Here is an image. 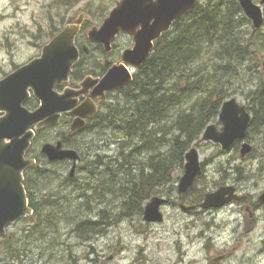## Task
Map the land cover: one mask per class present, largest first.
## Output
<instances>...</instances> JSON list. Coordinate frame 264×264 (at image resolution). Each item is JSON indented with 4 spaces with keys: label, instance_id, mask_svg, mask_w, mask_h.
I'll list each match as a JSON object with an SVG mask.
<instances>
[{
    "label": "rangeland",
    "instance_id": "374dc122",
    "mask_svg": "<svg viewBox=\"0 0 264 264\" xmlns=\"http://www.w3.org/2000/svg\"><path fill=\"white\" fill-rule=\"evenodd\" d=\"M119 1L78 0L73 5H66L62 0H0V80L17 67L39 57L42 48L52 39L51 33L57 28L63 29L72 19L76 22L80 18L82 21L94 18L95 25H101ZM224 1L228 3L230 0ZM92 27L89 26L85 33ZM242 33L245 35V32ZM212 56L211 53L206 58L207 63ZM261 61H264V55ZM253 71L252 76L245 77L243 72V76L236 81L230 80L229 100L235 98L238 103L248 105L244 95L261 81L264 83L262 65L253 68ZM195 102L196 96L182 100L171 112L169 120L179 112L190 109ZM213 124L222 127L218 118ZM166 126L170 127L171 121L163 122L158 129V137H162V131H167ZM116 128V125L98 126L85 134L88 144L86 154L91 153V158L87 160L98 161L91 170L84 163L78 173L79 183L81 178H89L90 184L84 185L87 191L67 189V195L73 193L74 204L82 209L81 216L94 217L108 211L106 213L113 225L106 235L91 243L82 242L72 232L70 225H65L58 239L53 241L52 250L47 251L48 248L44 246L40 251L41 243L33 246V253L26 258L29 264H264V208L259 204V197L264 192V127L248 140L255 152L244 159L240 155L241 146L237 151H223L220 145L214 143L200 142L198 147L194 143L201 155L204 174L196 181L192 197L202 191L215 192L230 185L237 189L242 198L240 202L220 209L203 210L199 207L189 213L182 212L180 204L186 207L193 205L189 202L190 193L184 196L178 193L177 186L184 175V170L178 168L174 173V183L152 196L167 198L172 202L162 209L164 221L150 224L144 221V213L121 217L128 199L123 189L135 181L127 175L138 176L139 166H134L133 171H126L127 167L122 173L114 171L113 177L112 171L100 163V159L109 163L122 153L120 147L126 141L123 132ZM168 131L166 146L154 141L147 145L135 138L133 142L130 141L128 150L131 153L135 148H140V155V150L133 154L137 162L146 161L159 152L165 154L173 140L172 135L176 133L171 128ZM56 134L57 130L42 133L32 155L40 156L43 143L50 142ZM98 155L102 158H98ZM56 167L60 166L50 167L49 170ZM66 169H61L59 179L50 182L54 191H64L62 179L70 174V169ZM151 198L144 203L143 211ZM74 204L64 205L63 208L71 210ZM29 225L22 221L12 224L3 239L20 234Z\"/></svg>",
    "mask_w": 264,
    "mask_h": 264
},
{
    "label": "trees",
    "instance_id": "16d2710c",
    "mask_svg": "<svg viewBox=\"0 0 264 264\" xmlns=\"http://www.w3.org/2000/svg\"><path fill=\"white\" fill-rule=\"evenodd\" d=\"M62 1L66 5H73L78 0ZM244 19L246 18L237 0H230L228 3L224 0H198L195 9L176 22L171 32L156 42L150 59L135 76L122 101L111 105L107 116L98 117L89 125L87 133L98 126L116 125V129L126 136V144L121 147L123 154L116 158L117 161L115 159L106 163L100 159L101 165L104 164L108 171H112L113 177L114 171H122L125 167L126 171H133L134 166H139L138 176L127 175L135 181L123 189L128 199L124 203L126 210L121 217H134L136 212L138 215L142 214L146 201L159 190L174 183L175 171L178 168L184 170L187 152L194 143L197 147L200 145L202 133L210 123L216 121L224 102L230 98V80L236 81L243 76V72L245 77L252 76L253 68L261 67L264 39L244 35L239 31ZM60 30L61 28H57L52 32V38ZM83 37L80 40L84 41ZM211 53L213 56L207 63L206 58ZM84 58L86 56L78 65L82 64ZM257 85L244 95L248 101L247 108L252 114L248 140L264 127V83L261 81ZM193 96H196L193 106L175 117L171 116L173 118L169 120L174 108L182 100H190ZM27 106L33 109L37 103L31 100ZM165 121H171V126H166L167 131H162V137H158V129ZM169 128L176 133L172 135L173 140L168 145L167 153L159 152L146 161L137 162L133 154L140 148H135L131 153L127 149L131 145L130 141L133 142L135 138L147 145L154 141L166 146ZM42 133L45 132H39L38 137ZM64 134L67 136V133ZM68 140L69 145L80 149L78 143ZM87 147L88 144L85 145V153H88ZM237 147L238 145L235 146L238 150ZM33 149L34 147L29 154L33 153ZM138 154H141V150ZM38 160V164L25 173L24 185L34 214L22 223L28 222L30 225L20 234L2 240L0 264H29L26 258L33 253V246L41 243L40 251L44 246L48 248L47 251L52 250L53 241L58 239L59 232L65 225H70L72 232L84 243L103 237L113 225L112 219L104 211L94 217L81 216L82 209L74 204L73 193L67 195L68 188L86 191L83 188L85 184H90L88 179H80L79 183L77 176L73 179L65 176L62 179L64 191H54L50 182L60 178L63 168L56 167L51 171L46 158L39 157ZM97 161L85 163L91 170ZM194 190L192 188L188 192L189 202L191 205H199L207 193L197 192L192 197ZM71 203L74 204L71 210L63 208Z\"/></svg>",
    "mask_w": 264,
    "mask_h": 264
},
{
    "label": "water",
    "instance_id": "95a60500",
    "mask_svg": "<svg viewBox=\"0 0 264 264\" xmlns=\"http://www.w3.org/2000/svg\"><path fill=\"white\" fill-rule=\"evenodd\" d=\"M246 15L254 21L256 28L263 24L260 7L252 0H239ZM197 0H122L111 11L101 28L94 27L88 32L93 43L104 46L106 51L117 48L116 39L125 34L133 37L134 47L124 52V63L140 69L149 60L155 42L169 32L175 22L195 9ZM81 22L68 25L47 44L39 58L22 66L15 72L0 80V242L6 235L7 228L34 211L30 207L27 191L24 186V173L36 165V160L27 159L26 155L32 146L36 131L53 128L59 125L63 113H70L75 119L70 134L86 128V119L96 114L91 103L85 102L74 109L78 97L83 92L65 90L64 94L56 91L69 81L72 69L80 58L76 47V37L80 32ZM84 50L88 52V48ZM122 69L114 68L100 82L99 91L120 90L132 83V76L118 75ZM87 82L97 84L88 79ZM86 84V85H85ZM34 97L40 105L34 111L25 104ZM74 109V110H73ZM252 116L245 105L233 98L224 103L219 122L222 128L209 125L202 134L203 143H214L223 151H231L237 142H242L241 157L245 158L253 151L252 145L246 142ZM42 153L50 162L71 159L74 166L71 177L75 176L77 162L81 160L75 150L62 149V143L44 144ZM201 155L197 148H192L185 156L184 175L178 184V193L185 195L202 176ZM234 186H225L206 195L200 204L203 210L220 209L240 201ZM259 202L264 206V193ZM169 203L167 198L153 197L144 209L143 219L146 223H162V208ZM198 206L181 205L182 212L195 211Z\"/></svg>",
    "mask_w": 264,
    "mask_h": 264
},
{
    "label": "flooded vegetation",
    "instance_id": "af4514ba",
    "mask_svg": "<svg viewBox=\"0 0 264 264\" xmlns=\"http://www.w3.org/2000/svg\"><path fill=\"white\" fill-rule=\"evenodd\" d=\"M237 1L239 3V0ZM252 2L256 6L260 7L262 11V16H263V24L260 28H255L254 21L248 18L245 15L243 9L241 8L243 12L242 14H244L243 16L246 18L243 20V30H245L247 33H250L252 37H256V38L261 37L262 39H264V0H252ZM71 21L74 22L73 19ZM83 21L84 22L82 23L80 34L76 40V46L78 50L80 51L79 61L73 67V71H72V74L70 75L68 83L64 84L62 87L56 88V91L59 94H64L65 90L67 89L72 90L75 93L83 92L78 97H73V99L77 101V105L74 109L78 108L85 102H89L92 104V106H94V108L96 109V114L87 118V123L89 126L96 118L104 116V115L107 116L106 114L108 113L110 106L119 104V102L122 101L123 95L125 94V92L130 86V85L126 86L120 90H111V91L107 90L103 92V91H99L98 89L100 82L114 68L122 69L121 70L122 73L118 74L121 77H126L127 72H130L133 78H135V76L138 74L140 70L138 71L134 70L132 67H129L127 64L124 63V57H123L124 52L133 46L132 37L120 35L116 40L117 46H118L117 49L112 50V51H106L105 48L101 44L90 42L88 35H87L90 30L85 33V30L89 29V26L100 27L102 24L96 26L95 19L93 18L84 19ZM244 27H246V29H244ZM83 36L85 37L84 41L80 40ZM126 39L128 40V42H125ZM85 47L88 48V52L84 50ZM84 56H86V58H84L82 64L78 65L82 61ZM77 67H78V70H75ZM88 79L92 81H96L97 84L93 85V83L90 84L87 82V87L85 88V91H84L83 84L86 81H88ZM73 121H74V117L71 116L70 113H63L60 124L54 129H50V131L57 130V134L50 139V142L54 145H57L58 143H62V149H66V150L71 149L79 153L82 160H81V163L77 167V171H76L77 173L80 171L79 169L81 165L84 164L85 161H87V158L88 157L91 158V155H90L91 153L89 154L85 153L86 151L85 150L86 131L79 133V135L70 134V128H71ZM64 133H67V136H65ZM68 139L73 140L75 144L78 143L80 146V149L69 145ZM40 157L45 158L43 155H41ZM48 164L51 165V167H55V166L62 167L63 166L62 168H65V169L67 168L66 170L68 169L71 170V168L74 165V163L71 160L49 162Z\"/></svg>",
    "mask_w": 264,
    "mask_h": 264
},
{
    "label": "bare ground",
    "instance_id": "6f19581e",
    "mask_svg": "<svg viewBox=\"0 0 264 264\" xmlns=\"http://www.w3.org/2000/svg\"><path fill=\"white\" fill-rule=\"evenodd\" d=\"M243 80H244V79H243ZM241 81H242V80H241ZM241 83H242V82H241ZM243 83H245V82H243ZM240 85H241V84H240ZM243 85H245V84H243ZM247 85H248V84H247ZM261 85H262V84H261ZM232 86H233V85H232ZM237 86H238V85H237ZM245 86H246V85H245ZM237 88H238V87H237ZM242 88H243V87H242ZM244 88H245V87H244ZM244 88H243V89H244ZM240 90H241V89H240ZM252 92H253V91H252ZM234 93H235V91H234ZM248 93H249V92H248ZM246 97H247V96H246ZM250 102H251V100H250ZM110 111H111V110H110ZM116 134H117V133H116ZM121 136H122V135H121ZM123 136H124V135H123ZM125 137H126V136H125ZM123 138H124V137H123ZM254 138H255V137H254ZM125 139H126V138H125ZM122 140H123V139H122ZM110 143H112V142H110ZM107 144H108V143H107ZM118 145H120V144H118ZM106 146H107V145H106ZM127 146H128V145H127ZM139 146H140V145H139ZM121 147H122V145H121ZM121 147H120V148H121ZM132 147H133V145H132ZM132 147H131V148H132ZM137 147H138V146H137ZM120 148H119V149H120ZM125 148H126V147H125ZM100 149H101V148H100ZM106 149H107V148H106ZM121 149H122V148H121ZM127 149H129V148H127ZM101 150H102V149H101ZM101 150H100V151H101ZM104 150H105V149H104ZM105 151H107V150H105ZM105 151H104V152H105ZM119 151H120V150H119ZM98 152H99V151L97 150V153H98ZM153 153H154V152H153ZM155 153H156V152H155ZM101 154H102V151H101ZM103 154H104V153H103ZM122 154H123V153H122ZM99 155H100V154H99ZM99 155H98V156H99ZM105 155H106V154H105ZM117 155H118V154H117ZM107 156H108V155H107ZM115 156H116V155H115ZM120 156H121V153H120ZM99 157L102 158L101 156H99ZM104 157H105V156H104ZM109 157H110V155H109ZM118 157H119V156H118ZM93 158H94V157H93ZM116 158H117V156H116ZM107 159H108V158H107ZM87 161H90V159L87 160ZM92 161H93V160H92ZM95 161H96V160H95ZM116 161H117V159H116ZM85 162H86V161H85ZM90 163H91V162H90ZM93 163H94V162H93ZM103 165H104V164H103ZM118 165H119V164H118ZM92 166H93V165H92ZM104 166H105V165H104ZM116 167H117V166H116ZM124 167H125V166H124ZM118 169L121 170L119 167H118ZM126 169H127V168H126ZM129 170H130V168H129ZM123 171H124V169L122 168V171H121V172H123ZM124 172H125V171H124ZM49 176H50V175H49ZM51 177H52V176H51ZM49 178H50V177H49ZM49 178H48V179H49ZM86 178H87V177H86ZM81 179H82V178H81ZM83 179H84V178H83ZM87 179H89V178H87ZM88 181H89V180H88ZM86 182H87V181H86ZM86 185H87V184H86ZM74 188H75V187H74ZM77 188H78V187H77ZM77 188H76V190H77ZM79 188H81V187H79ZM83 189H84V188H83ZM85 189H86V188H85ZM86 191H87V190H86ZM74 192H75V191H74ZM91 196H92V195H91ZM87 199H88V198H87ZM95 199H96V198H94V200H95ZM88 201H89V200H88ZM86 205H87V204H86ZM82 207H84V206H82ZM86 208H87V207H86ZM87 209H88V208H87ZM88 211H89V209H88ZM105 212H108V211H105ZM89 213H90V211H89ZM98 215H99V214H98ZM103 215H104V214H103ZM99 217H100V216H99ZM87 218H88V217H87ZM101 218H102V217H101ZM101 218H100V219H101ZM103 219H104V217H103ZM107 219H108V217H107ZM107 219H106V220H107ZM89 220H92V219H89ZM102 221H104V220H102ZM108 221H110V220H108ZM104 222H105V221H104ZM101 223H102V222H101ZM105 223H106V222H105ZM101 225H102V224H101ZM105 225H106V224H104V226H105Z\"/></svg>",
    "mask_w": 264,
    "mask_h": 264
}]
</instances>
